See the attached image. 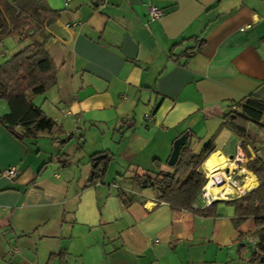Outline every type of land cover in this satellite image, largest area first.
Listing matches in <instances>:
<instances>
[{
	"label": "crops",
	"instance_id": "obj_1",
	"mask_svg": "<svg viewBox=\"0 0 264 264\" xmlns=\"http://www.w3.org/2000/svg\"><path fill=\"white\" fill-rule=\"evenodd\" d=\"M44 1L61 13L47 28L58 85L34 101L58 126L19 139L0 122V264H263L240 248L254 222L234 226L225 201L238 197L205 216L178 212L133 178L156 161L171 171L183 135L197 155L214 142L207 176L238 154L264 157L222 128L234 104L264 101V0ZM150 6L165 17L150 21ZM9 112L0 99V117ZM99 154L111 160L90 184ZM11 168L15 178L4 175ZM242 168L241 191L257 187Z\"/></svg>",
	"mask_w": 264,
	"mask_h": 264
},
{
	"label": "trees",
	"instance_id": "obj_2",
	"mask_svg": "<svg viewBox=\"0 0 264 264\" xmlns=\"http://www.w3.org/2000/svg\"><path fill=\"white\" fill-rule=\"evenodd\" d=\"M60 16V11L52 10L44 0H0V44L10 36L29 43L0 64V99L10 107V112L0 117V122L19 139H38L40 133H52L58 126L34 99L47 94L58 85V68L47 50V44L52 39L47 28ZM233 106L237 110H232ZM233 106L224 115L222 128L238 134L244 141L243 146H256L250 133L254 130V124L264 129V101L249 96ZM260 140L264 142V135L260 136ZM214 148V142L211 141L197 155L186 145L171 171L161 169L160 162L156 161V171L137 174L133 181L137 186L151 190L158 203L168 204L173 211H188L205 216L215 203L206 209L198 203V196L208 182L207 174L200 168ZM102 155L99 154L100 159L95 160L94 164L97 166L90 184L101 179L107 171L111 159L102 158ZM247 168L258 178V186L225 202L236 209V217L233 219L236 229L249 220L254 222V231L240 232L239 239L243 241L240 248L243 251L249 249L252 259L260 261L264 258V157L256 156L247 163ZM119 197L125 207L131 205L132 201L126 191H120ZM195 204L199 207L195 208ZM247 236L257 240L255 249L244 242Z\"/></svg>",
	"mask_w": 264,
	"mask_h": 264
},
{
	"label": "built area",
	"instance_id": "obj_3",
	"mask_svg": "<svg viewBox=\"0 0 264 264\" xmlns=\"http://www.w3.org/2000/svg\"><path fill=\"white\" fill-rule=\"evenodd\" d=\"M102 1V0H99ZM166 13L163 9L157 7V6H150L148 8V17L150 21H161L165 17ZM79 26V23L73 22L69 23L66 25V28L68 29H76ZM232 110H237L236 106L232 107ZM256 157V155L253 154V159ZM247 167V160L242 154H238L237 156L233 157L228 161V168L223 169L222 172L213 178L211 177V174L208 176V182L207 184L203 187L201 190L199 196H198V203L202 205L203 209H206L208 207H211L216 201H220L222 199H225V194L223 191H216L215 188L222 187L224 185L230 186L233 191L235 192L233 196L239 197L244 195L247 192H242L241 191V186L243 184L245 185L244 179L242 181L234 178V172L236 171H242L244 176L247 174L246 172L244 173V169L242 168L243 166ZM218 170V169H217ZM216 170V171H217ZM228 170V172H226ZM4 175L10 177V178H15L17 175V169L16 168H11L7 170ZM223 178L226 179V181H223ZM213 180L214 183L210 184V182ZM256 188V187H255ZM254 188V189H255ZM253 189V190H254ZM237 191V194H236ZM252 191V190H251ZM232 197V196H231ZM230 199V197L226 198ZM195 208H198L199 205L195 204ZM244 242L251 248H256L257 247V240L251 236H247L244 239Z\"/></svg>",
	"mask_w": 264,
	"mask_h": 264
},
{
	"label": "rangeland",
	"instance_id": "obj_4",
	"mask_svg": "<svg viewBox=\"0 0 264 264\" xmlns=\"http://www.w3.org/2000/svg\"><path fill=\"white\" fill-rule=\"evenodd\" d=\"M28 41H22V42H18L17 38L13 37V36H10V37H7L5 38V41L1 44L0 46V64H3L5 61H7L8 59L11 58V55L9 53H7L6 55H4V51H9V52H12V53H16L22 49H24L27 45H28ZM46 95V94H45ZM45 95H39L38 96V99L40 97H44ZM254 130L251 131V135L252 137L254 138V141H255V145L258 147V149L260 151L263 152L264 154V142H262L260 140V136H263V133L261 132L260 128L254 124ZM40 141H42V143H44V147H47L50 149V145H51V142L50 140H48L47 138H42ZM47 141V143H46ZM49 166V165H48ZM51 166V165H50ZM171 170V168H169ZM168 169V170H169ZM166 170V169H165ZM58 173V172H57ZM252 180V178H251ZM234 192V191H233ZM255 238V237H254ZM262 255V254H261Z\"/></svg>",
	"mask_w": 264,
	"mask_h": 264
},
{
	"label": "water",
	"instance_id": "obj_5",
	"mask_svg": "<svg viewBox=\"0 0 264 264\" xmlns=\"http://www.w3.org/2000/svg\"><path fill=\"white\" fill-rule=\"evenodd\" d=\"M188 135H183L181 138H179L175 143H174V149L172 152V155L169 159V165L171 167H175L180 156L181 152L184 146L188 145ZM261 263L264 264V258H261L260 260Z\"/></svg>",
	"mask_w": 264,
	"mask_h": 264
},
{
	"label": "bare ground",
	"instance_id": "obj_6",
	"mask_svg": "<svg viewBox=\"0 0 264 264\" xmlns=\"http://www.w3.org/2000/svg\"><path fill=\"white\" fill-rule=\"evenodd\" d=\"M214 160H216L215 157L212 158L211 162L214 161ZM221 172H222L221 169H219V170L213 172V173L211 174V177L213 178V180H214V177L217 176V175H219ZM250 176L253 177L254 180L256 181L255 177H254L252 174H251ZM250 176H249V177H250ZM249 177H248V178H249ZM248 178H247V179H248ZM213 180L210 182V184L214 183ZM223 181H226V179L223 178ZM248 183H249V182H248ZM256 183H257V182H256ZM246 184H247V181H246ZM246 184H245V185H246ZM243 186H244V185H243ZM243 186H241V187H243ZM255 187H256V186H255ZM255 187H253V188H251V189H245V190L242 191V192L251 191V190H253ZM215 189H216V191H223L224 194H225V197H224L225 199L228 198V197L233 196L234 193H235V192H233V189H232L230 186H228V185H224V186H222V187H218V188H215Z\"/></svg>",
	"mask_w": 264,
	"mask_h": 264
}]
</instances>
